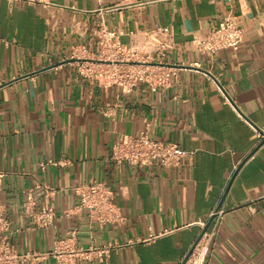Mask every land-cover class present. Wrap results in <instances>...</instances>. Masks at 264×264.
Segmentation results:
<instances>
[{
    "label": "crops",
    "instance_id": "0c3cea01",
    "mask_svg": "<svg viewBox=\"0 0 264 264\" xmlns=\"http://www.w3.org/2000/svg\"><path fill=\"white\" fill-rule=\"evenodd\" d=\"M228 16L244 30L239 48L200 52L195 37ZM158 26L170 29L159 35L163 59ZM102 32L150 52L175 72L169 84L127 91L81 73ZM263 127L264 0H0V202L19 252L51 250L74 232L78 246L116 245L79 264H181L225 197L208 264H264ZM144 130L192 153L170 167L117 163L114 145ZM48 159L59 163L42 169ZM93 181L111 187L124 221L101 226L76 211L77 187ZM29 189L56 209L52 226L27 216Z\"/></svg>",
    "mask_w": 264,
    "mask_h": 264
},
{
    "label": "built area",
    "instance_id": "2783aa9c",
    "mask_svg": "<svg viewBox=\"0 0 264 264\" xmlns=\"http://www.w3.org/2000/svg\"><path fill=\"white\" fill-rule=\"evenodd\" d=\"M159 35H170V29L158 26L151 32L154 44L161 59L168 48L166 41L159 39ZM113 33L102 32L99 39L100 53L96 58L82 59L79 69L86 75H96L108 83H117L125 90L130 91L139 82L148 83L153 90L159 86H166L170 82L174 71H167L164 64L153 62L147 52L145 57L139 48L126 49L123 45L114 42ZM244 38V30L232 17H225L219 26L205 35L196 36V48L203 53L215 56L221 49H238ZM147 65V66H145ZM105 66V67H104ZM263 133L260 134L264 137ZM189 153L177 143H166L153 138L147 130L137 135H126L117 142L112 150V158L117 163L128 162L136 166L159 165L164 167L177 166ZM53 159L42 161L41 168L48 164L57 165ZM0 174V190H1ZM37 189H44L48 197L55 195V189L48 185L37 183ZM79 203L75 207L77 212L86 210L90 222L99 225L118 224L125 220L121 208L112 198L111 187L101 181H93L77 187ZM26 199L23 207L27 216L31 217L37 227H50L55 222L56 209L50 202L39 204L38 197L33 189L25 192ZM214 219L211 229H208L196 244L185 264H208L207 258L214 245L216 235L223 223L224 210L213 212ZM204 228L205 221H200ZM210 225V226H211ZM11 220L5 205L0 202V264H38L49 257L55 259L56 264H79L83 260L102 261L115 244L78 246L74 241V232L63 239L55 240L53 248L47 251L28 250L19 252L13 246L8 234ZM147 239L146 241L152 239Z\"/></svg>",
    "mask_w": 264,
    "mask_h": 264
},
{
    "label": "water",
    "instance_id": "95a60500",
    "mask_svg": "<svg viewBox=\"0 0 264 264\" xmlns=\"http://www.w3.org/2000/svg\"><path fill=\"white\" fill-rule=\"evenodd\" d=\"M261 133H263V132L261 131ZM252 154H253V152L250 154V156H251ZM224 199H225V197L223 198V200H222V202H221V204L219 205V207H218L217 210H219V209L222 207L223 202H224ZM213 219H214V216H211V218H210V219L208 220V222L206 223V226L203 228L201 234H200L199 237L197 238L196 242L193 244L192 248L190 249V251L188 252V254L186 255V257L184 258V260L181 262V264H185V262L187 261V259H188L189 256L191 255L193 249L195 248L196 244L198 243V241L201 239V237L203 236V234L209 229V227H210V225H211Z\"/></svg>",
    "mask_w": 264,
    "mask_h": 264
},
{
    "label": "bare ground",
    "instance_id": "6f19581e",
    "mask_svg": "<svg viewBox=\"0 0 264 264\" xmlns=\"http://www.w3.org/2000/svg\"><path fill=\"white\" fill-rule=\"evenodd\" d=\"M145 66H147V65H145Z\"/></svg>",
    "mask_w": 264,
    "mask_h": 264
},
{
    "label": "rangeland",
    "instance_id": "374dc122",
    "mask_svg": "<svg viewBox=\"0 0 264 264\" xmlns=\"http://www.w3.org/2000/svg\"><path fill=\"white\" fill-rule=\"evenodd\" d=\"M105 67V66H104Z\"/></svg>",
    "mask_w": 264,
    "mask_h": 264
}]
</instances>
